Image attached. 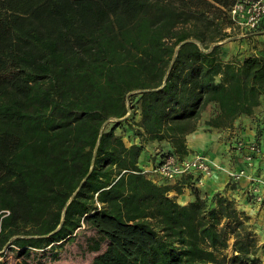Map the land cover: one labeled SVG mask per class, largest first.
I'll return each mask as SVG.
<instances>
[{
	"label": "trees",
	"instance_id": "1",
	"mask_svg": "<svg viewBox=\"0 0 264 264\" xmlns=\"http://www.w3.org/2000/svg\"><path fill=\"white\" fill-rule=\"evenodd\" d=\"M233 1L0 0V252L25 261L82 227L90 264H261L234 186L180 203L115 134L137 111L129 136L184 157L206 104L224 127L264 101V54L210 46Z\"/></svg>",
	"mask_w": 264,
	"mask_h": 264
},
{
	"label": "rangeland",
	"instance_id": "2",
	"mask_svg": "<svg viewBox=\"0 0 264 264\" xmlns=\"http://www.w3.org/2000/svg\"><path fill=\"white\" fill-rule=\"evenodd\" d=\"M227 27L229 31V35L219 40V55L224 59H231L232 57L242 58L251 54H264V31L261 33L247 34L248 31H241L237 27ZM130 110V109H129ZM218 111V107L214 102H210L206 104L203 109L201 116L198 122V128L202 127L205 131H212L214 129H219L221 140L223 139L226 144V151L228 152L225 156L230 157L232 161H239L238 157L233 158V150L235 148V144L237 142H250L253 141L251 139H246L245 136L240 133V125H250V123L255 124L258 128H263L262 124H264V101L262 100L258 106L253 109L252 114L243 115V119L236 118L231 126H220L214 127L210 126L206 123V121L214 116ZM130 112H128L124 117L119 120H123L125 117L126 123L121 124L117 128H115V134H119L122 136L126 145H130L132 142H142L143 146H145L147 150L148 157H145V160H140V165L143 168V172L146 173L149 177H151L154 181L159 184L169 185L171 188L168 190L169 195H174L172 190L180 193L182 187L188 186L190 188L193 199L195 198V193L198 192L199 196H210V193L206 194L200 188L202 183V179L205 174H201L196 170H192L188 173L180 174L174 177H165L154 171L156 164H158L160 157L158 154L163 151L161 149V144L147 145L148 139L144 136L137 137L136 135L129 136L128 133L135 132L137 128V121L139 119V115L137 111H135L134 115L129 116ZM116 120V119H112ZM109 121H106L108 123ZM234 128V130H232ZM228 129V130H227ZM131 130V131H130ZM227 135H226V134ZM213 134V131L211 132ZM215 135H217L215 133ZM256 134H254L255 136ZM257 138V139H255ZM216 139V137H215ZM256 141L264 140V136L261 134H257L256 137L253 138ZM212 140H209L208 144H211ZM237 151V150H236ZM243 153V152H242ZM196 154H201L205 156V154L192 152V155L188 153L187 156L179 158H190ZM232 154V156H231ZM206 157V156H205ZM243 157V155H242ZM207 159V157H206ZM208 160V159H207ZM259 163H257L258 165ZM257 170L263 169V165H258ZM254 167V166H253ZM252 176H260L253 175ZM198 176V177H197ZM196 177L198 179H196ZM229 178V177H228ZM243 180L232 181L228 180L229 185L234 187H228L225 191V194L231 197L234 200L235 206L239 211L244 212L248 216V223L250 224L253 232L255 234L257 240V256L260 260L261 264H264V204L255 200L253 196V192H251V183L248 181L247 184H243ZM260 186V185H259ZM179 188V190H178ZM235 189V191H230ZM261 190H264L263 186H260ZM223 190V188L221 189ZM211 191V190H210ZM179 201L181 197L178 195H174ZM192 199V200H193ZM190 201V200H189ZM188 202V201H187ZM93 234V230L91 229H78L74 236L69 237L66 240H63L60 244L56 243L54 245H48L44 248H34L31 249V255L25 259H22L20 255H18V251L11 249V245H6L3 250L0 252V260H5L9 264H14L15 262L23 261L24 264H90L93 256L97 254L98 251H90L87 249V237ZM233 239L229 238L228 247L226 249V253L230 255L232 253L231 244ZM105 244L102 245L103 249ZM18 250V248H17Z\"/></svg>",
	"mask_w": 264,
	"mask_h": 264
},
{
	"label": "built area",
	"instance_id": "3",
	"mask_svg": "<svg viewBox=\"0 0 264 264\" xmlns=\"http://www.w3.org/2000/svg\"><path fill=\"white\" fill-rule=\"evenodd\" d=\"M228 13L232 21V28L237 27L241 31H250L256 28L264 17V0H234ZM235 149L243 152L244 165L235 169L227 168V176L232 181L248 178L255 200L264 204V190L260 189V186L264 187V175L252 176L248 172V169L254 166L256 159L264 160V140L237 142ZM214 165L201 154L190 158H179L174 153H165L156 164L154 171L169 178L192 170L210 175Z\"/></svg>",
	"mask_w": 264,
	"mask_h": 264
},
{
	"label": "crops",
	"instance_id": "4",
	"mask_svg": "<svg viewBox=\"0 0 264 264\" xmlns=\"http://www.w3.org/2000/svg\"><path fill=\"white\" fill-rule=\"evenodd\" d=\"M243 118L244 117L241 116L239 119H243ZM262 126H264V124H262ZM239 129L241 135L245 136V140L246 139L254 140L253 138L256 137L257 134L258 135L261 134L262 136H264V127L258 128L253 123H250V125H240ZM232 130H234V128ZM212 131L213 134H211ZM212 131L209 130L205 131L202 127H200L197 128L195 131L187 134L186 136L187 149L190 155H192V152H198V153L203 152L207 157L208 161L212 164H215L211 174L205 176L201 181L202 185L200 188L202 189V191L221 190L222 188L225 187V184L226 182H228L229 179L226 174V169L227 168L235 169L244 165L242 151L233 150L234 151L233 158L238 157L239 161L237 162L232 161L230 157L225 156L228 152L226 151L225 141L219 138L221 134L220 133L221 130L214 129ZM215 133L217 135H215ZM254 134L256 135L254 136ZM209 140H212L211 144H208ZM257 163H259L258 165L261 164L264 166V160L256 159L254 163V167L248 169V172L250 174L252 173L253 175H258V174L264 175V167L261 170H257L256 168ZM242 180L244 182L243 184H247L249 181L248 178H243ZM181 190L182 191L180 193H178L175 190H172L174 192V195H178L179 197H181V199H179L180 203H186L187 201L193 199L190 188L188 186L182 187ZM230 191H235V189Z\"/></svg>",
	"mask_w": 264,
	"mask_h": 264
},
{
	"label": "water",
	"instance_id": "5",
	"mask_svg": "<svg viewBox=\"0 0 264 264\" xmlns=\"http://www.w3.org/2000/svg\"><path fill=\"white\" fill-rule=\"evenodd\" d=\"M219 42H214V43H212L210 46H213V45H215V44H218Z\"/></svg>",
	"mask_w": 264,
	"mask_h": 264
}]
</instances>
